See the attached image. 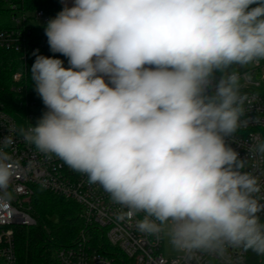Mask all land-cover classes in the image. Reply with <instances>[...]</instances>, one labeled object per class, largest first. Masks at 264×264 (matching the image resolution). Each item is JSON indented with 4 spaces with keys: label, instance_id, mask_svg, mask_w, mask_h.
Returning <instances> with one entry per match:
<instances>
[{
    "label": "clouds",
    "instance_id": "9594fccd",
    "mask_svg": "<svg viewBox=\"0 0 264 264\" xmlns=\"http://www.w3.org/2000/svg\"><path fill=\"white\" fill-rule=\"evenodd\" d=\"M45 35L71 67L36 55L30 78L47 111L17 135L100 185L124 209L118 220L142 213L141 233L186 253L264 256V140L246 159L226 143L249 124L241 81L252 74L240 69L264 61V0H74ZM14 142L0 139L4 210Z\"/></svg>",
    "mask_w": 264,
    "mask_h": 264
},
{
    "label": "built area",
    "instance_id": "2783aa9c",
    "mask_svg": "<svg viewBox=\"0 0 264 264\" xmlns=\"http://www.w3.org/2000/svg\"><path fill=\"white\" fill-rule=\"evenodd\" d=\"M10 7L12 24L11 27L0 28V49L20 55L22 70L13 74V90L22 96L25 105L32 107L35 102L28 96L27 75H30L31 62L35 61L36 55L47 56L44 52L46 44L34 41L33 25L34 22L46 25L50 16L43 9L29 13L19 10L15 4ZM240 72L242 75L244 72L252 74L251 80L241 81L244 85L242 92L248 93L251 101L246 104L244 117L249 124L233 136L226 137V143L239 153L241 159H246L250 146L264 140V61L240 69ZM220 76H214L209 95L214 94L215 83ZM36 119L37 114L31 112L25 124L19 123L0 108V139L10 134L14 136L15 142L7 151L19 162L9 188L11 207L7 210L0 208V264L18 263L17 230L37 225L32 205L36 188L71 199L81 207L82 228L71 243L57 249L58 264H247L254 252L232 247L222 253L196 251L167 257L163 252L164 238L157 239L136 228V220L142 219V213L131 222L118 220L117 213L124 209L113 203L100 185L89 184L86 174L72 170L54 155L46 156L17 135L18 129L35 125ZM254 174L264 184V164L259 165ZM260 216L264 221V212ZM258 256L264 264V256Z\"/></svg>",
    "mask_w": 264,
    "mask_h": 264
},
{
    "label": "trees",
    "instance_id": "16d2710c",
    "mask_svg": "<svg viewBox=\"0 0 264 264\" xmlns=\"http://www.w3.org/2000/svg\"><path fill=\"white\" fill-rule=\"evenodd\" d=\"M60 0H0V28L11 27V16L13 15L11 4H15L19 10L29 13L38 9H43L50 20L54 19L62 10ZM8 3L9 7L4 8L3 3ZM6 14L9 21H2ZM47 25V24H46ZM46 25L34 22V41L43 42L46 45L45 53L47 57L58 58L63 61V66L68 68V58L60 53H53L50 50L47 36L45 35ZM34 62H31V67ZM22 70L20 55L14 51L0 49V108L15 117L19 123L25 124L27 116L34 112L37 114V121L42 117L47 108L42 99L35 91V84L27 75L26 87L28 96L35 104L32 107L25 105L22 96L13 90V74ZM216 71L214 76H220ZM107 82V81H106ZM33 214L37 219V225L22 227L17 230L15 244L17 250V264H58L56 252L60 246L67 245L73 241L80 229L82 221L80 219L81 207L71 199L61 198L52 192L41 188L35 189L32 201ZM247 264H263L260 257L253 253L249 257Z\"/></svg>",
    "mask_w": 264,
    "mask_h": 264
},
{
    "label": "rangeland",
    "instance_id": "374dc122",
    "mask_svg": "<svg viewBox=\"0 0 264 264\" xmlns=\"http://www.w3.org/2000/svg\"><path fill=\"white\" fill-rule=\"evenodd\" d=\"M4 8H8L9 7V4L6 2V3H3L2 5ZM257 5L256 4H253V5H250L249 8H253V7H256ZM11 19H12V16H11ZM2 21H6L8 22L9 21V16L8 14H6L4 17H2ZM11 23H12V20H11ZM68 66H70V64L68 63ZM71 67V66H70ZM163 252L164 254L167 256V257H173V256H178V255H181L183 252L181 251H178L176 250L171 244L170 242L164 238V249H163Z\"/></svg>",
    "mask_w": 264,
    "mask_h": 264
},
{
    "label": "crops",
    "instance_id": "0c3cea01",
    "mask_svg": "<svg viewBox=\"0 0 264 264\" xmlns=\"http://www.w3.org/2000/svg\"><path fill=\"white\" fill-rule=\"evenodd\" d=\"M60 3V6L62 7L61 9H63V7L65 6V4L68 6V7H71L74 5V0H60L59 1ZM106 81H107V78H105ZM111 86V85H110Z\"/></svg>",
    "mask_w": 264,
    "mask_h": 264
}]
</instances>
